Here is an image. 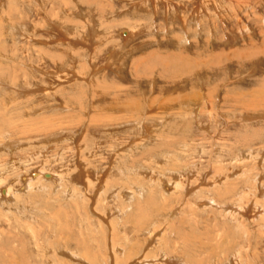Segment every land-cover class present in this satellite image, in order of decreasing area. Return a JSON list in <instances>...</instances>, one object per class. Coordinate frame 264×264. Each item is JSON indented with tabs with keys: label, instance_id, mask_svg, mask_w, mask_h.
I'll list each match as a JSON object with an SVG mask.
<instances>
[{
	"label": "rangeland",
	"instance_id": "1",
	"mask_svg": "<svg viewBox=\"0 0 264 264\" xmlns=\"http://www.w3.org/2000/svg\"><path fill=\"white\" fill-rule=\"evenodd\" d=\"M4 143L0 264H264V0H0Z\"/></svg>",
	"mask_w": 264,
	"mask_h": 264
},
{
	"label": "bare ground",
	"instance_id": "2",
	"mask_svg": "<svg viewBox=\"0 0 264 264\" xmlns=\"http://www.w3.org/2000/svg\"><path fill=\"white\" fill-rule=\"evenodd\" d=\"M221 6L218 8V6H217V10L218 9H221L222 10V4H220ZM224 11V10H223ZM218 12V11H217ZM202 13V12H201ZM201 13L199 14V15H201ZM237 13V12H236ZM198 15V16H199ZM225 16V15H224ZM227 17V16H226ZM233 17H237V14H233ZM225 21V20H224ZM183 25H186V24H184V22L182 23ZM2 26V25H1ZM187 27V26H186ZM134 29H136V28H134ZM134 31V30H133ZM134 33V32H133ZM18 35H20V37H21V32H19L18 31ZM127 35V34H126ZM132 35H134V34H132ZM188 36V35H187ZM128 43V42H127ZM58 47V46H57ZM72 55V54H71ZM70 56V55H69ZM245 120H248V119H250L251 117L250 116H242ZM241 117V118H242ZM246 117H250V118H246ZM244 120V121H245ZM6 144H7V142H5ZM4 143V144H5ZM11 143V142H10ZM1 145L0 146V152L2 153L4 150L6 151L7 150V152H9V153H11V152H13V147H12V145L14 144H10V145ZM5 147V148H4ZM12 148V149H11ZM10 149L12 150V151H10ZM9 150V151H8ZM246 150H243V151H241L240 152V154H237V158L238 159H242V158H244V157H248L249 155L247 154V152H245ZM252 152V151H251ZM32 158V157H31ZM15 166H16V159L15 158H13L11 161H7V159H1V161H0V185L1 184H3L4 182H5V180H6V178H5V176L3 175V173H5V170L4 169H12V168H15ZM188 172V171H187ZM186 172V173H187ZM7 174V173H6ZM30 174V176H28V177H25L24 178V181H25V184H27V186H28V188H30V187H32L33 186V183H32V181H34V180H36L35 179V177L36 178H41L44 174L42 173V172H38L37 174H36V172H31V173H29ZM1 175H2V177H1ZM37 175V176H36ZM45 177V176H44ZM51 177V176H50ZM53 177V176H52ZM47 178H49V177H47ZM81 178V177H80ZM19 179V178H18ZM3 186V185H2ZM1 186V187H2ZM11 188H12V186H11ZM1 189V188H0ZM8 191H9V189H7ZM11 191H12V189H11ZM228 191V190H227ZM2 192V191H1ZM3 192H4V189H3ZM15 193V192H14ZM5 194V193H4ZM210 202L212 203V204H214L215 205V202L213 201V200H210ZM258 203V202H257ZM217 205V204H216ZM232 206V205H231ZM229 207V206H228ZM220 208V207H219ZM241 209V208H240ZM243 210V209H242ZM225 211H228V209L227 210H225ZM239 211V210H238ZM237 212V211H236ZM230 215L231 214H236V213H234V210L231 208L230 209V211L228 212ZM242 213V212H241ZM240 213V214H241ZM232 216V215H231ZM235 215H233V217H234ZM243 217V216H242ZM236 218V217H235ZM66 255V254H65ZM69 255V254H68ZM67 256V255H66ZM164 257H165V255H164ZM235 258V257H234ZM165 261V260H164ZM172 261H174V260H172ZM17 263V262H16ZM15 263V264H16ZM20 263L21 264H26V262L25 263H23V261H20ZM233 264H235V263H233ZM238 264H240L239 262H238Z\"/></svg>",
	"mask_w": 264,
	"mask_h": 264
},
{
	"label": "water",
	"instance_id": "3",
	"mask_svg": "<svg viewBox=\"0 0 264 264\" xmlns=\"http://www.w3.org/2000/svg\"><path fill=\"white\" fill-rule=\"evenodd\" d=\"M46 177H50V174H45Z\"/></svg>",
	"mask_w": 264,
	"mask_h": 264
}]
</instances>
